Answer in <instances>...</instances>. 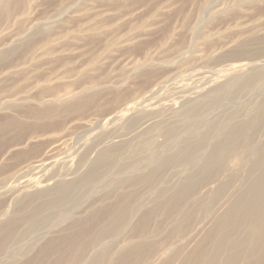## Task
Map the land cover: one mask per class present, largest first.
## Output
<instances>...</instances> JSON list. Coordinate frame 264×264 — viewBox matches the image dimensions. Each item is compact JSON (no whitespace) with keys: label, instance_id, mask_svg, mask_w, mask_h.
Listing matches in <instances>:
<instances>
[{"label":"bare ground","instance_id":"bare-ground-1","mask_svg":"<svg viewBox=\"0 0 264 264\" xmlns=\"http://www.w3.org/2000/svg\"><path fill=\"white\" fill-rule=\"evenodd\" d=\"M73 16L75 19L80 18L83 21L93 18L91 25V20H87L85 22L86 25L82 26L83 29L90 33L91 38L97 34L116 37L122 31L125 36L116 42L117 48L127 47L128 49V47H134L137 43L133 44V41L138 35L157 32L168 37L164 44L169 46L173 44V35H181L183 33L188 35L189 32L191 33L189 36L203 35L210 28L214 30L213 34L216 36L223 34L218 33V31L223 29L226 30L227 35L245 37L243 40H238L235 46L231 48L232 50L235 48L239 49L237 54H232L230 48L227 49L225 47V49L223 47L224 52H221L218 55L219 58L216 57V59L226 63L224 66L217 67V69L211 68L207 72L194 69L183 73L184 70L178 68L168 76H161L157 68L159 67L158 65H173V63L166 64L171 61L160 59L152 61L147 56L143 57V61L138 65L141 66L140 68L150 69L148 71L151 76L147 85L150 86L148 92H144L145 89L142 88L144 83L142 81L141 83H126L127 86L123 84L124 82L119 85L104 84L78 88L75 86L76 89L63 92L58 98H54L55 95L53 94L46 95L36 103V105L41 106L36 110L41 111L51 108L50 106L54 104L64 105L69 109H86L97 98L106 100L107 104L95 106L105 113L103 116L94 119L88 130H82L74 136L71 139L72 141H70L72 144L64 141L59 146H56L59 147L57 151H54L55 145H51L50 149L42 152L39 158L34 161L33 159L36 158L35 152L39 149L41 142L46 140L44 133L34 134L20 141L24 137V130L22 127L21 129L19 128L23 121L4 120V127H10V129L16 127V140L20 141L18 146L11 149L14 152L12 154H16V157H21L19 161L28 165L26 170L30 167H44L43 173L37 176V184H42V187L34 190L23 189L24 185L22 183L25 182V179H19L17 181L20 185L19 191L1 193L5 204L9 199L10 206H15L18 204L16 197L19 195L23 196L24 199L28 198L29 201L30 196H36L35 198H37L42 191L47 189L50 195L56 196L57 201H55V204H57V209H55V212H57L58 216L53 217V219L59 221L60 216L68 214L69 208L67 209V204L73 199L75 194L89 190L88 192H92L94 195V193H99L100 191V194H95L97 195L95 198L105 195L100 199L101 201L104 199L105 206L108 208L105 211L96 212H99L96 216L97 223L102 222L105 216H108L107 218L115 217L117 221L112 228L114 231L113 240L118 238L116 231L119 232L120 238L123 236L125 240L119 246L120 251H118V257L116 256L115 259L111 253L112 249L103 243L105 235L102 234L104 237L99 238L101 242L98 244L100 248L92 249L89 259L85 260L84 258L86 262L82 261L83 257L81 259L83 251H76L75 264H103L102 261H106V259L107 262L112 260L109 264H117L119 258L127 257L133 253L140 255L141 258L148 256L144 262L138 264H175L178 261L179 263L182 261L185 257V252L193 250L194 247L189 249L190 247L194 246L202 237L204 238L205 235L203 233L209 221L213 220V217L220 216L221 213V216L225 215L227 210H224L230 202L224 203L225 201H221L222 198H219L215 203L216 207H210L205 211L203 209L207 207L205 206L204 208L203 199L208 192L218 190V186L229 182L231 174L239 170L244 175L241 178L242 180L244 178V186H241V189L237 192L246 190L250 193L242 195L241 201L245 203V207L242 209L241 215H245L244 218L248 217L245 219L247 221L257 220L260 223L257 225L246 224L249 227L248 233L250 235L237 242L240 245V242L249 241L250 244L243 246V248L251 246V249L256 250L258 241L264 242V228L261 229L264 226V187L259 180L249 176L252 170L249 167L251 162H247L246 157L251 159L254 156H258V147L256 144L257 148L255 147L253 139L255 140V135H264V100L262 98L260 100H248L247 98L248 101H244L241 98L244 95H248V93L252 97L253 94L251 92L257 91H261V95L264 97V47L260 50L253 48L256 44L264 43L262 41L264 38V0H85L79 9L74 11ZM249 19H251V22L245 24L244 22ZM133 27L139 32L133 33ZM76 34L81 35V32H76ZM68 36V38L71 37L70 35ZM42 39L45 40L46 36L35 40L33 45ZM177 44L179 43L177 42ZM138 46L135 47L137 48ZM30 48V43L23 46V50L26 51H29ZM38 52H41V50ZM38 52L31 54L30 59L33 60L34 57L32 55ZM192 52H190L191 56ZM106 58L108 56H102L99 61ZM228 61L233 62L228 63ZM128 70H133V68ZM181 74L189 75L187 81L183 83L179 81L178 76ZM58 75L57 73L54 74L53 79H59ZM167 92L168 95L165 96ZM165 97L167 98L165 99ZM25 101L30 102L26 95L22 93L11 91L7 94H0V109L3 112L11 111L14 110L13 108L16 105ZM230 102L239 109L243 117L218 110L221 106ZM237 122L241 124L240 127V124L235 125ZM232 124L235 126H232ZM179 133H181V136ZM160 135L164 136L163 138L167 139V142H170L168 143L169 148L165 149L164 153V147L156 144V138ZM237 135L240 136L238 143H241V146L247 144L246 152L238 153L241 146H237V150L231 155L227 151H223L219 142L223 141L222 143L224 144L237 142V139H235ZM182 137L188 139L180 144ZM250 142L253 143V146L252 143L249 145ZM202 146H205V148L207 146L211 147V152H215L218 149H221L222 152L217 162L219 164H216V173L204 184H199V188L196 191L198 194L193 195V187L190 191V188H186L183 183L188 181L190 176L188 168L198 162L201 156H204L200 155L201 153L198 151ZM6 147L7 144H3L0 141V150H5ZM229 150L235 149L232 147ZM76 153L81 156L78 158L74 157ZM26 157H32L33 159L28 160ZM133 157L136 159H133ZM84 158L86 159L83 161ZM231 161H234V165L241 169L234 167L232 172H226L228 169L223 165ZM243 165L245 166L244 169L241 167ZM255 165H257V162ZM7 166L9 165L0 167V169ZM12 177L10 176L9 179ZM54 177L56 180L52 181ZM84 180L86 182L80 188L79 186ZM177 181H181L182 189L175 188V182ZM262 183L264 184V180ZM146 185H148L147 188H152L150 193L159 191L157 193L161 196L165 195L164 193L172 192L170 193L169 202L175 204L174 207L178 206L173 212V224L180 216L190 210L192 211V209H196L198 212L201 211L203 215L206 214L197 219L194 228L190 231L196 238L192 239L188 246L186 245L187 249L184 248L185 246L173 249L170 245H167L166 241L155 240L151 234V225L148 222L150 213L155 209V202L149 201L147 198L144 200L145 197L142 195L137 196L135 199L132 198L130 202V197L136 193V187L141 188V186L145 187ZM218 191H220V188ZM131 203L133 208H136L134 216L135 218L138 217L136 222L142 227L141 232L135 235L129 234L131 233L133 221L128 218L127 207ZM5 204L0 209V248L4 251L7 250L11 239H17L14 232L10 233L7 227L4 226V223L7 222L6 219L10 217V215H7L10 207L5 208ZM228 207L230 208L229 205ZM139 211L140 213L138 214ZM167 212L166 214H168ZM73 220L75 219L71 221ZM220 221L222 222V220ZM244 222L246 223V221ZM237 225L239 224L237 223ZM94 226V224L88 223L79 229H73L75 230L74 233H77L76 237L82 235V238H89L90 240L92 236L90 231ZM27 229H29L28 225ZM67 236L66 234L58 238H67ZM72 237L75 238L74 236ZM72 242H67V246L69 247ZM85 242L89 245L94 244L91 241ZM199 242L201 244V240ZM27 245L28 243L25 245L26 252H32L34 247ZM235 254L236 252L230 255V259L235 258ZM14 256H11L3 264H13L17 260L15 259L17 256ZM229 257H227V260ZM18 260L20 261V259ZM191 262L190 264H192ZM223 263L225 264V262Z\"/></svg>","mask_w":264,"mask_h":264},{"label":"rangeland","instance_id":"rangeland-1","mask_svg":"<svg viewBox=\"0 0 264 264\" xmlns=\"http://www.w3.org/2000/svg\"><path fill=\"white\" fill-rule=\"evenodd\" d=\"M84 1L85 0H0V94H7L14 91L16 93L25 94L27 99L30 100V102L25 101L16 105L13 108L14 110L11 111L3 112L0 109V141L3 144H7L5 150H0V167L9 165L0 169V209H2L5 204L3 199V194L5 192L12 193L17 190L19 191L20 185L17 183L19 179H25V182L22 183L24 185L23 189L28 188L34 190L43 186L42 184H37V176L43 173L44 167H30L26 170L28 165L19 161L21 157H16V154H12L14 153L11 150L12 148L18 146L20 141L25 140L34 134L44 133L46 140L41 142L39 149L35 152L34 155L36 158L33 159L32 157H26L28 160L33 159L34 161L39 158L42 152L50 149L51 145H55L54 151H57L59 147L56 146H59L64 141L72 144L70 141H72L71 139L74 136L82 130H88L92 125L91 123L94 122V119L103 116L105 113L103 110L95 107L96 105L107 104L105 102L106 100L102 98H97L86 109H69L64 105L54 104L50 106L51 108H46L41 111L36 110L38 107H41L36 105V103L39 100H42L46 95L53 94L55 95L54 98H58L63 92L74 90L76 87H94L104 84L119 85L122 82L127 86L126 83H141L142 81L144 86L141 87L145 89L144 92H148L150 86L147 85L148 80L151 77L150 74H148V71L150 69L140 68L141 66L138 65L143 61V57L147 56L152 61H158L159 59L171 61L166 64L173 63V65H158L159 67L157 68L161 73V76H168L178 68L184 70L183 73L194 69L207 72L209 69L211 70V68L217 69V67L219 68L221 65L224 66L226 62H220L216 57L219 58L218 55L221 52H224L225 47L231 49L235 46L238 40H243L245 37L239 35H227L225 32L226 30L223 29L218 31V33L223 34L216 36L213 34L214 30L210 28L207 29L206 34L203 35L189 36L191 34L190 32L188 35L184 33L181 35H173V44H170L169 46L164 44L168 37L157 32L154 34L149 33L146 35H138L134 38L133 44H140L139 46L137 44L135 45L138 46V49L135 46L131 48L128 47V49L127 47L117 48V45H115L116 42L120 41L125 36L122 31L119 33L120 35L118 34L116 37L112 35L105 36L103 34H97L95 37L93 36V38H91L92 36H90V33L83 29L82 26L86 25L85 22H87V20H91V25L93 23V18L86 19L85 21L80 18L75 19L73 13L82 6ZM105 22L107 23V21ZM250 22L251 19L244 23L248 24ZM132 29L133 33L139 32L137 29H134V27ZM84 31L85 33H83ZM76 32H81V35H77ZM68 35L71 37L68 38ZM39 36L42 38L46 36V39H42L33 45L34 41L40 38ZM262 41H264V38ZM177 42L179 44H177ZM28 43L31 44L29 51L23 50V46H26ZM263 47L264 43L253 46L256 50H260ZM46 48L48 49L46 50ZM40 50L41 52H38ZM188 50L189 52H187ZM191 51H193L192 56L190 54ZM238 51L239 49L237 50V48H235L233 50L231 49L230 52L232 54H237ZM34 52L38 53L32 55L34 59L31 60L30 55ZM105 55L108 56V58L99 61L100 58ZM229 62L233 61H228V63ZM127 67L128 69L133 68V70H128L126 69ZM56 73L59 74V79H53V76ZM179 76V81L182 83L189 78V75L187 74H181ZM251 93L253 94L252 97L251 94L248 93V95L242 96L241 100H260L261 98L264 100L261 91ZM167 95L168 92L165 96ZM166 98L167 97H165V99ZM218 110H222L225 113H233L238 117H243L239 109L231 102L221 106ZM4 120L23 121L22 125H19V128L21 129L22 127L24 130V137L20 141L16 140V127L14 129L4 127ZM239 124L240 123L237 122L235 125ZM235 125L232 124V126ZM240 126L241 124L239 127ZM179 134L181 136V133ZM261 135H255V140L253 139L254 145L256 144L258 147L257 148L255 145L258 156H254V158L252 157V160L249 159V157L246 158L247 162H251L249 167L252 169L250 175H248L259 180L261 182L260 184L264 187V184L262 183L264 180V135ZM163 137L164 136L162 135L158 136L156 138V144L164 147V153L166 151L165 149L169 148L168 143L170 142H167V139H164ZM239 137L240 136L237 135L235 137L237 142L231 143L234 145L224 144L222 143L223 141H220L219 144L222 147V150L227 151L230 155L233 154L237 150V146H241V143H238ZM187 139L188 138L182 137L180 139V141H182L180 144ZM251 143L252 142H250L249 145H251ZM246 146L247 144L239 147L240 150L238 153H245ZM207 147L205 148V146H202L198 150L201 153L200 155L204 156H201V159L198 162H195L190 168H188L190 176L188 177V181L183 183L186 188H190V191L193 187V195L198 194L196 191L199 188V184H204L207 180L212 178L216 173L217 165L219 164H217V162L221 157L222 150L218 149L215 152H211V147ZM232 147H234L235 150H229ZM239 154L238 156H240ZM80 156L81 155L77 153L74 154V157L78 158ZM3 158H5V160H3ZM85 159L86 158H84L83 161ZM133 159L136 158L133 157ZM256 162L257 165H255ZM244 165L241 166L243 169L245 167ZM223 166L227 167L228 170H226V172L228 173L232 172L234 167H238L234 165V161L224 164ZM193 170L194 172H197L194 173ZM10 176L13 177L9 179ZM242 176L244 175L238 170L236 173L231 174L229 182L226 181L227 183H225V185L222 184L218 186V190L220 188V191L216 189L213 192L207 193L208 196L206 195L203 199L204 208L205 206L207 207L203 209L205 211L210 207H216L215 203L219 198H222L221 201H225L224 203L230 202L232 205L230 203L227 204V207L224 210L227 211L224 216H221V213V217L218 215L213 217V220L209 221L207 228L203 233L205 236L200 239L201 244H199V240L194 246L190 247L189 249L194 248L192 251L190 250L184 253L185 257L182 259V263L180 262L181 264H190L191 261L192 264H224L223 262H225V264H264V242L258 241V248L256 250L251 249V246H248V249L243 248V246L245 247L247 244H250L249 241L240 242V245L237 242L250 235V233H248V223L249 225H257L260 223V221L257 222V220L247 221L245 219L248 217L244 218L245 215H241L243 211L242 209L245 207V203L241 201L242 195L244 196L247 193L250 194L245 189V191H239L240 193L237 192L241 189V186H244V178L242 180ZM54 180H56L55 177L52 181ZM85 182L86 181L84 180L79 187L82 188V185ZM175 183L176 189H182L183 185L181 181ZM147 187L148 185L145 187L141 186V188L136 187V193L134 196L130 197V202L132 198L135 199L139 195L145 197L144 200L147 198V200L155 202V209L150 213L148 220L149 225H151V234L154 236L155 240L161 242L166 241V243H168L167 245H170L173 249H178L182 246H185L184 248H186V245L188 246L191 240L196 238V236L190 232L192 228H194V224L197 222V219H200L206 214L203 215L201 211L198 212L196 209H192V211L190 210L191 212L188 211L180 216L181 218L179 217L173 224V212L178 206L176 205V207H174L175 204L169 202L170 193L172 192L164 193L165 195L161 196L158 194L159 191H157L158 193H150L152 192V188ZM88 191H83L81 193L78 192L74 195L72 200L71 196V201L67 204V209L69 208L68 214L66 216H60L59 221L53 219V217L58 216L57 212H55V209H57V204H55V201H57L56 196L50 195V192H48L47 189L42 191L37 198H35L36 196H30L29 201L28 198L24 199L23 196L19 195L16 197V199H18V204L15 206H10V201L8 199L5 208L10 207L8 209L9 213L7 214L8 216L10 215V217L6 219L7 222L4 223V226L7 227L10 233L14 232L17 239H11L9 241L10 243L8 244L9 246L6 251L0 248V264H3L13 255L17 256V258L14 256L17 260L13 262V264H75L74 258L76 257L75 253L77 250L83 251L81 259L83 257L82 261L86 262L85 260L89 259L92 249L100 248L98 244L101 242V239L99 238L102 236L104 237V235L103 243L107 244V246L112 249L111 253L116 259V256L119 253L118 251H120L119 246L124 242L125 237L122 236L120 238L119 232L116 231V234L118 233V238L113 240L114 238L112 235L114 234V231L112 228L117 221L115 220V217L107 218L108 216H105L102 222L97 223V214L108 208L105 206L104 199L102 201L100 199L105 195H101L100 198L96 199L95 197H97V195L95 194H100V191L99 193H94V195L92 192ZM258 192L260 191L258 190ZM171 204L173 207L172 209ZM233 204L236 206H233ZM131 205L132 203L128 207L126 206L128 218L133 221L131 224V233L129 234L135 235L138 232H141L140 230L142 227L136 222L138 220V217H134L136 208H133V205ZM164 210L166 211L164 212ZM97 211L99 212L96 213ZM161 211L163 212L161 213ZM166 212L168 214H166ZM139 213L140 211L138 214ZM239 215L243 217H240ZM72 219L75 220L71 221ZM220 220H222V222ZM244 221H246V223ZM88 223L95 225L90 231V234L92 235L90 240L89 238H82V235L76 237L77 233H74L75 230L73 228L79 229L81 226ZM237 223L239 225H237ZM213 224H215V228L213 227ZM27 225L29 229H27ZM208 227L213 229L210 230ZM263 228L264 226L261 227V229ZM66 234L68 235L67 238H58ZM118 239L119 241L116 242ZM70 241L73 242L68 247L66 243ZM85 241H91L95 245H89ZM27 243L31 247H34V250L30 253H27V250H25V245ZM50 248L52 249L50 250ZM235 252V258L230 259V255ZM146 257L148 256L146 255L141 258L140 255L133 253L127 257L119 258L117 264H138L144 262L145 259H147ZM227 257H229L228 260ZM18 259H20V261ZM111 261L112 260L107 262L106 259V261L104 260L102 262L103 264H109ZM180 263L178 261L175 264Z\"/></svg>","mask_w":264,"mask_h":264}]
</instances>
